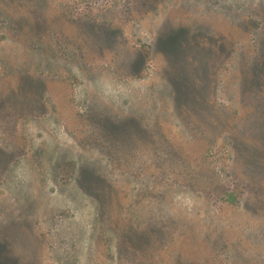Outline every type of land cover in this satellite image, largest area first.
<instances>
[{
    "label": "rangeland",
    "instance_id": "obj_1",
    "mask_svg": "<svg viewBox=\"0 0 264 264\" xmlns=\"http://www.w3.org/2000/svg\"><path fill=\"white\" fill-rule=\"evenodd\" d=\"M260 158L264 0H0V264H264Z\"/></svg>",
    "mask_w": 264,
    "mask_h": 264
},
{
    "label": "trees",
    "instance_id": "obj_2",
    "mask_svg": "<svg viewBox=\"0 0 264 264\" xmlns=\"http://www.w3.org/2000/svg\"><path fill=\"white\" fill-rule=\"evenodd\" d=\"M176 64H178L177 66H179V64H180V62H177ZM262 64V63H261ZM181 66V65H180ZM262 66V65H261ZM174 80H175V82H176V84H177V86H178V88H179V90L183 93V96H184V98L185 97H187V98H189L190 97V95H191V89H193L192 88V86H190V81L189 80H187L186 78H184L182 75H178V76H176V74H175V72H174ZM174 82V81H173ZM181 93H180V99H181ZM253 161V160H252ZM251 161V162H252ZM259 162H261V163H264V159L263 158H260L259 159ZM252 165H253V162H252Z\"/></svg>",
    "mask_w": 264,
    "mask_h": 264
}]
</instances>
